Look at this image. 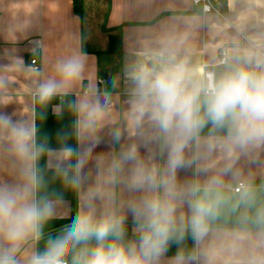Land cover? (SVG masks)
I'll return each instance as SVG.
<instances>
[{"label": "crops", "instance_id": "0c3cea01", "mask_svg": "<svg viewBox=\"0 0 264 264\" xmlns=\"http://www.w3.org/2000/svg\"><path fill=\"white\" fill-rule=\"evenodd\" d=\"M219 8L220 12L204 13L193 0H83L82 13H77L74 0H0V116L30 129L36 145L45 143V136L49 138L46 154L29 162L16 154L11 128L0 125V185L23 187L25 171L34 163L42 178L37 199L52 191L63 195L39 236L23 244L18 253L22 264L33 254L43 253L49 239L63 235V229L83 208L84 197L96 182L98 157H104L107 167L113 158L136 146L145 165L164 169L167 149L163 135L147 116L136 124L137 77L142 72L155 75L184 61L193 80H204L206 71L225 72L216 70L222 50L230 57V68L252 67L261 59L264 0H227ZM34 58L40 65L31 63ZM73 58L82 63L79 78L41 103L39 85L48 79L59 81L57 65ZM100 78L105 82L100 83ZM82 101L98 103L103 111L96 146L81 170V187L74 190L57 174V157L62 143L81 152L93 143L87 137L78 143L76 138L78 121L85 116L79 109ZM58 132L67 133V138L61 140ZM200 136L215 139L226 135H209L206 126ZM222 157L220 151L212 154L217 168L223 164ZM75 162L73 157L60 166ZM131 173L132 164H124L111 205L124 218L125 244L139 238L138 224L128 206L146 194L128 187ZM213 175L215 168L198 172L193 166L179 170L177 182L203 185ZM222 179L220 210L210 221L208 234L197 243L186 231L181 244L170 242L158 264H174L181 250L196 255L188 264H253L264 258V225L257 224L255 217L256 208L264 206V146L241 154ZM240 182L248 185L246 189H255L251 206L241 203L242 192H233ZM106 203L96 200L97 214ZM180 212L190 215L187 204L178 209V216Z\"/></svg>", "mask_w": 264, "mask_h": 264}, {"label": "clouds", "instance_id": "9594fccd", "mask_svg": "<svg viewBox=\"0 0 264 264\" xmlns=\"http://www.w3.org/2000/svg\"><path fill=\"white\" fill-rule=\"evenodd\" d=\"M81 71L82 63L75 58L58 64L60 80L48 79L39 85L40 102L60 94L68 83L79 78ZM137 90L136 124L140 125L147 116L163 135L167 149L164 169L145 165L136 146L113 158L107 167L104 157H98L96 182L88 189L83 208L63 229V235L49 239L43 253L33 254L25 264H158L170 242L181 244L186 231L197 243L204 239L210 221L220 210L223 175L232 170L241 154L264 146V58L256 60L252 67H234L204 80H193L185 62L179 61L155 75L142 72L137 77ZM79 109L85 116L78 121L77 141L87 137L93 143L83 152L62 143L57 157V174L65 186L74 190L81 187V170L96 146L95 133L103 111L98 103L88 101H82ZM209 124L213 131L226 129L227 135L202 138L200 133ZM0 125L11 128L15 152L21 159L35 162L48 151L47 136L45 143L36 145L33 132L17 127L9 117L0 116ZM67 135L57 133L61 140ZM119 135L117 132L116 139ZM216 151L223 153V164L218 168L212 158ZM73 157L75 164L60 166ZM126 163L132 164L128 187L146 193L128 206L138 224L139 238L127 244L122 242L124 218L111 206L113 187ZM193 166L198 172L215 168V175L203 185L179 184L178 171ZM25 178L23 187L0 185V264H22L18 253L23 244L39 236L43 223L55 215V205L63 201L62 193L56 191L37 199L42 178L34 163H29ZM254 197L255 189H242L240 199L246 207L252 205ZM97 199L107 201L99 214ZM184 204L190 215L185 217L180 212L178 216ZM255 217L257 224L264 225V206L256 208ZM196 259L195 254L185 255L181 250L174 264ZM253 264H264V258Z\"/></svg>", "mask_w": 264, "mask_h": 264}, {"label": "built area", "instance_id": "2783aa9c", "mask_svg": "<svg viewBox=\"0 0 264 264\" xmlns=\"http://www.w3.org/2000/svg\"><path fill=\"white\" fill-rule=\"evenodd\" d=\"M222 1H227V0H193V4L195 6H201L202 10L204 13L215 11V12H220V3ZM261 58H264V54H261ZM31 63L33 65H40V60L37 58H34ZM230 64V57L227 53L226 50L221 51V59L219 61V66H228ZM213 75H215L214 71H206L204 75V79L210 78ZM100 83H104L105 80L103 78L99 79ZM248 188V185L244 182L238 183L234 188L233 192L234 193H241L242 189Z\"/></svg>", "mask_w": 264, "mask_h": 264}, {"label": "trees", "instance_id": "16d2710c", "mask_svg": "<svg viewBox=\"0 0 264 264\" xmlns=\"http://www.w3.org/2000/svg\"><path fill=\"white\" fill-rule=\"evenodd\" d=\"M74 7H75V11L77 13H82L83 10V0H74ZM110 46L112 47L113 43H112V39L110 40ZM232 68L228 66H220L217 67L216 70H221V71H229ZM102 77L106 78V73L102 72ZM207 132L209 135H227V131L225 130H217V131H213L211 125H207Z\"/></svg>", "mask_w": 264, "mask_h": 264}, {"label": "water", "instance_id": "95a60500", "mask_svg": "<svg viewBox=\"0 0 264 264\" xmlns=\"http://www.w3.org/2000/svg\"><path fill=\"white\" fill-rule=\"evenodd\" d=\"M235 62L237 63L238 62V59Z\"/></svg>", "mask_w": 264, "mask_h": 264}]
</instances>
